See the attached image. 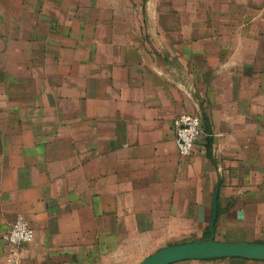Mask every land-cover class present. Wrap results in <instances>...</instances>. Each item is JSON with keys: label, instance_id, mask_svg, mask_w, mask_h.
Returning <instances> with one entry per match:
<instances>
[{"label": "crops", "instance_id": "0c3cea01", "mask_svg": "<svg viewBox=\"0 0 264 264\" xmlns=\"http://www.w3.org/2000/svg\"><path fill=\"white\" fill-rule=\"evenodd\" d=\"M215 204V241L264 244V0H0V264H140Z\"/></svg>", "mask_w": 264, "mask_h": 264}, {"label": "water", "instance_id": "95a60500", "mask_svg": "<svg viewBox=\"0 0 264 264\" xmlns=\"http://www.w3.org/2000/svg\"><path fill=\"white\" fill-rule=\"evenodd\" d=\"M216 217L217 206L215 204V214L211 223L212 236L208 240L164 248L140 264H171L186 260H206L225 257L264 260V244L215 241L214 225Z\"/></svg>", "mask_w": 264, "mask_h": 264}, {"label": "built area", "instance_id": "2783aa9c", "mask_svg": "<svg viewBox=\"0 0 264 264\" xmlns=\"http://www.w3.org/2000/svg\"><path fill=\"white\" fill-rule=\"evenodd\" d=\"M176 133V144L179 154L187 157L192 154L195 144L202 138L203 129L199 116L181 114L174 121ZM35 239V232L25 220H17L4 237V240L11 246L32 243ZM8 264H17L16 253L11 251L7 260Z\"/></svg>", "mask_w": 264, "mask_h": 264}]
</instances>
